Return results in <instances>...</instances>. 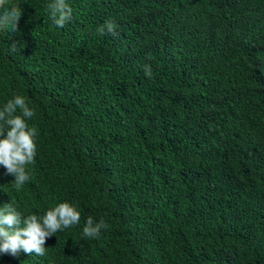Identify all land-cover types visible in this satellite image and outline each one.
Listing matches in <instances>:
<instances>
[{"label": "trees", "instance_id": "16d2710c", "mask_svg": "<svg viewBox=\"0 0 264 264\" xmlns=\"http://www.w3.org/2000/svg\"><path fill=\"white\" fill-rule=\"evenodd\" d=\"M50 2L5 4L0 109L23 96L38 136L21 188L0 166V207L81 220L0 264H264V0H66L62 29Z\"/></svg>", "mask_w": 264, "mask_h": 264}, {"label": "clouds", "instance_id": "9594fccd", "mask_svg": "<svg viewBox=\"0 0 264 264\" xmlns=\"http://www.w3.org/2000/svg\"><path fill=\"white\" fill-rule=\"evenodd\" d=\"M6 0H0V30L8 29L18 32V22L22 16L20 5L5 7ZM49 19L58 28H64L72 19V9L66 0H52L47 4ZM117 25L106 21L97 28L100 36L117 37ZM19 52L15 42L9 44L8 54ZM145 75L151 77L150 65L143 66ZM35 115L26 99L14 94L0 109V166L6 169V174L14 177L16 189L21 188L31 177L26 171V165L34 164L38 136L36 127L26 123ZM81 214L70 203H59L44 212L43 215H24L11 202L0 207V254L18 257L21 252L43 256L46 252V239L58 231L78 225ZM110 227L103 219L95 222L88 216L82 229V239H98L102 231Z\"/></svg>", "mask_w": 264, "mask_h": 264}]
</instances>
